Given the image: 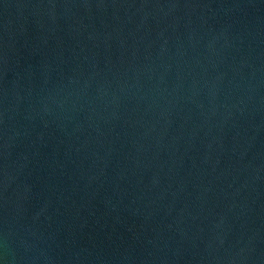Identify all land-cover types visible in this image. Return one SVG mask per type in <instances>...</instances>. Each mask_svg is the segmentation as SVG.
<instances>
[{"label": "water", "instance_id": "obj_1", "mask_svg": "<svg viewBox=\"0 0 264 264\" xmlns=\"http://www.w3.org/2000/svg\"><path fill=\"white\" fill-rule=\"evenodd\" d=\"M0 264H264V0H0Z\"/></svg>", "mask_w": 264, "mask_h": 264}]
</instances>
